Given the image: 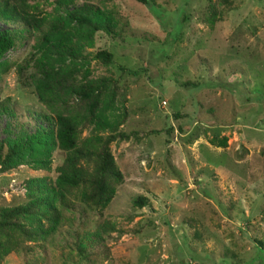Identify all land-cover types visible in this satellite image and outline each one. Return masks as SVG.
<instances>
[{
  "label": "rangeland",
  "instance_id": "rangeland-1",
  "mask_svg": "<svg viewBox=\"0 0 264 264\" xmlns=\"http://www.w3.org/2000/svg\"><path fill=\"white\" fill-rule=\"evenodd\" d=\"M228 1H106L123 34L95 32L86 67L110 82L96 118L128 135L110 143L122 180L106 207L63 210L52 235L24 241L0 264H264V0ZM31 2L42 13L55 4ZM33 42L0 58L10 64L0 67V100L9 97L15 110L0 113V142L32 131L37 113H48L24 78L30 66L23 76L16 67L29 52L39 55ZM102 49L111 62L93 56ZM93 132L111 131L91 124L79 137ZM50 155L45 168H33L43 156L32 151L0 173V207L26 202L13 189L20 180L55 179L64 152ZM137 196L147 203L134 204ZM96 231L99 241L87 244ZM75 232L84 252L73 246Z\"/></svg>",
  "mask_w": 264,
  "mask_h": 264
},
{
  "label": "trees",
  "instance_id": "trees-1",
  "mask_svg": "<svg viewBox=\"0 0 264 264\" xmlns=\"http://www.w3.org/2000/svg\"><path fill=\"white\" fill-rule=\"evenodd\" d=\"M106 1L87 0L69 7L73 0H55L53 10L42 13L31 0H0V21L5 24L0 26V58L17 42L34 38L32 47L39 55L35 57L34 52H29L26 65L16 67L23 76V70L30 66L24 78L33 85L38 101L48 110L37 113L41 122L32 131L24 130L0 142V173L17 166L20 158L32 151L43 156L36 161L34 169L48 166L51 150L58 148L64 152L54 180L30 176L13 185L14 190L24 191L27 200L0 207V260L11 251L23 250L24 241L46 240L63 221V210L73 209L76 204L80 213L85 206L106 207L122 180L110 143L128 135L112 132L114 124L96 118L101 94L107 92L110 82L106 76H89L86 67L89 55L85 48L93 45L95 32L102 30L113 37L123 34L117 16L106 6ZM223 3L227 7L231 4L228 0ZM93 56L105 64L112 60V54L105 49ZM8 66L9 62L0 61L3 70ZM114 90L115 85L112 95ZM8 112L15 115L9 97L0 100V113ZM91 124L99 129L108 125L111 132L106 135L93 132L80 138L82 128ZM225 141L223 137L219 145H225ZM81 160L86 163L81 164ZM133 203L145 205L147 201L137 196ZM94 234L89 236L87 244L99 241V233ZM74 235V248L78 253L84 252L80 249L82 237L78 232Z\"/></svg>",
  "mask_w": 264,
  "mask_h": 264
}]
</instances>
